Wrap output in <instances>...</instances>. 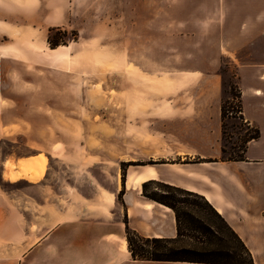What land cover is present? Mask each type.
Masks as SVG:
<instances>
[{"label":"crops","instance_id":"crops-1","mask_svg":"<svg viewBox=\"0 0 264 264\" xmlns=\"http://www.w3.org/2000/svg\"><path fill=\"white\" fill-rule=\"evenodd\" d=\"M131 3L130 0L112 3L108 0H0V183L25 181L6 179V162L14 163L16 169L20 159L62 154L63 147L55 134L54 140H50L52 144L46 143L41 134L45 131L41 122L48 121L47 109H57L56 91L51 97L42 98L41 86L68 83V76L61 80L42 76L39 69L64 67L65 60L73 57L70 52L80 46L92 50L107 44L117 51H124L126 46L129 51L136 50L137 37L142 33L131 27L136 13ZM110 10L119 20L129 19V28L118 27L119 22L106 23V11ZM258 18L264 19V14ZM56 29L73 31L76 39L51 48L47 37ZM144 31L146 35L152 32L151 29ZM199 34L200 31L161 30L162 37L173 39L175 45L192 44L194 53L201 50L200 43H196ZM218 34L216 52L220 54L226 49L227 56H232L217 28L208 29L204 37L211 39ZM233 60L240 92V115L247 126L258 130V137L245 143L242 159L220 158V106L229 93L217 71L216 57L205 60L199 68L181 71L187 74L183 90H178L175 97H166L168 104L172 101L171 105L163 104L160 109L161 138H148V131L154 125L145 122L141 130L146 136L139 140L135 136L134 145L130 141L131 146L140 149L139 156L152 163L129 165L123 180L118 181L115 175L112 190L100 191L95 187L93 196L88 197L76 189L69 196L68 251H65L68 264H206L131 258L125 224L144 238H174L177 233L173 210L143 195L142 184L150 181L202 196L246 245L253 264H264V60L245 63L238 58ZM58 95L61 97L63 93ZM148 110L151 111L146 108L145 115ZM26 131H30L34 144H27L26 152L18 151L17 138L26 136ZM6 141L7 148L12 150H2ZM39 181L27 183L34 186ZM8 196L0 188V264H58L57 255L62 252L57 251L55 231L28 234L24 212ZM72 198L80 202L78 209ZM59 225L55 228L63 227ZM51 244L55 245L54 250ZM14 246L17 252L10 254L9 248Z\"/></svg>","mask_w":264,"mask_h":264},{"label":"rangeland","instance_id":"rangeland-1","mask_svg":"<svg viewBox=\"0 0 264 264\" xmlns=\"http://www.w3.org/2000/svg\"><path fill=\"white\" fill-rule=\"evenodd\" d=\"M147 1L145 4L144 0H130L131 8L134 7L136 11L135 22H131V27H136L142 33L137 37L139 41L136 50L129 51L126 46L124 51H117L107 44L104 47H93L92 50H84L80 46L70 52L73 57L65 60L64 67L42 66L39 69L42 76H54L60 80L68 76V83L41 86L42 98L51 97L55 91L57 93V109H47L48 121L41 122V126L45 128L42 127L45 131L41 134L46 143L54 140L55 134L57 142L63 147L62 154L57 157H52L49 153L46 158L31 157L39 159L36 176L27 178L21 175L18 180L25 181L0 183L5 195H9V201L24 212L23 219L28 226V234L39 231L43 233L49 229L55 231V245L57 251L62 252L57 255L58 264H68L65 251H68V198L72 191L77 189L91 197L95 187L100 191L112 190L116 183L115 177H118V181L123 180L129 165L150 162L139 156L137 152L140 149L131 146L130 141L134 145L136 138L139 140L146 136L141 130L145 122L154 125L153 130L148 131L147 137L161 138L160 109L163 104L165 107L171 105L172 101L168 104L166 97H175L178 90H183L187 74L181 71L199 68L205 60L216 57L217 71L229 93L224 100L227 104L234 105L235 99L232 95L237 93L238 86L233 59L238 58L243 63L264 60V19L258 18L264 14V0ZM116 16L112 10L108 13L106 11V23L110 25L111 22H119L118 27L122 25L128 29L129 19L119 20ZM210 28L221 31L224 47L232 51V56H227L226 49L220 54L216 52L215 44L220 38L219 34L211 39L204 37ZM104 29L107 31L108 27L105 26ZM144 29H151L152 32L146 35ZM162 29H168L170 33L200 31L196 40V43H200V52L194 53L192 44L175 45L173 39L162 37ZM48 35L52 42L58 44L76 39L75 33L70 30L66 32L56 29ZM126 44L128 45V36ZM60 46L63 45L58 47ZM59 93L63 95L60 97ZM146 108L151 110H148L147 115ZM54 112L58 114L53 115ZM239 116L235 113L234 116L224 119L221 127V159L238 158L244 140L252 134L253 127L247 126ZM54 129L56 131L53 133ZM26 132V136L17 138L20 144L16 148L18 151L26 152L27 144H34L30 131ZM7 146L6 141L2 144V150H12ZM42 150L47 152V149ZM5 174L6 171L4 177ZM39 179L41 181L37 185L27 183ZM145 191L147 194L165 193L178 200L182 199L158 182L147 183ZM72 199L78 209L80 202L76 198ZM188 199L194 201L192 197ZM38 204L45 207L40 208ZM176 204L181 212H188L206 221H215L210 209L201 202L198 205L180 202ZM58 224L63 227L56 229ZM221 237L227 239L225 231L221 232ZM189 242H193L192 239L185 238L182 244ZM52 245L51 249L54 250L55 245ZM16 252L15 246L9 248L10 254Z\"/></svg>","mask_w":264,"mask_h":264},{"label":"trees","instance_id":"trees-1","mask_svg":"<svg viewBox=\"0 0 264 264\" xmlns=\"http://www.w3.org/2000/svg\"><path fill=\"white\" fill-rule=\"evenodd\" d=\"M47 43L51 48L58 45V43L52 42L49 35L47 37ZM232 98L235 99L234 105H229L230 103L227 104L226 100H223L221 103V127L223 126L225 118L234 116L235 113L240 115L241 104L239 89H237L236 94L232 95ZM239 117L242 118L241 115ZM257 137L258 130L253 127L252 134L246 137L244 145L248 140ZM244 147L245 146H243L241 155L238 158L224 160L242 159ZM149 163H152V161ZM147 183L157 182L150 181ZM147 183L142 184L143 195L173 210L177 233L174 238H144L129 229L127 224H125L127 250L132 259L206 264H253L252 255L246 245L202 196L160 182H158L160 186L177 193L182 199L178 200L173 195L165 193L159 195L154 193L147 194L145 193ZM190 197H192L194 201L189 200L188 198ZM176 202L194 205H198L201 202L210 209L215 217V221H206L194 217L188 212H181L177 208ZM222 231H225L227 234L226 240L221 237ZM188 232L196 234H190ZM185 238L189 240L192 239L193 242L183 245L182 243ZM145 246L148 247L146 248Z\"/></svg>","mask_w":264,"mask_h":264},{"label":"bare ground","instance_id":"bare-ground-1","mask_svg":"<svg viewBox=\"0 0 264 264\" xmlns=\"http://www.w3.org/2000/svg\"><path fill=\"white\" fill-rule=\"evenodd\" d=\"M6 162V161H5ZM39 162V159L37 158H24L20 159L17 162L16 169H14V163L6 162L4 164V167L6 169V176L5 178L9 181H15L18 180L19 176H25L27 178H33L38 174V167L37 164Z\"/></svg>","mask_w":264,"mask_h":264}]
</instances>
